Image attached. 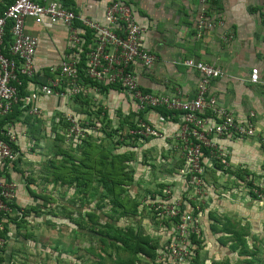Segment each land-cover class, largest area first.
<instances>
[{"label": "built area", "instance_id": "built-area-1", "mask_svg": "<svg viewBox=\"0 0 264 264\" xmlns=\"http://www.w3.org/2000/svg\"><path fill=\"white\" fill-rule=\"evenodd\" d=\"M5 1L0 0V120L17 105L27 115L41 116V97L75 99L89 91L101 94L100 85H119L133 103L137 114L161 106L178 113V129L168 137L173 143H168L166 149L176 156L180 154L175 160L181 161L182 166L176 167L174 173L167 174L157 183V186H164H158V190L153 193L149 192L145 205L154 211L157 218L169 219L171 223V226L165 225L168 238L163 244L166 247L158 251V257L164 261L162 263H188L195 252L190 234L200 236L202 225L199 221L206 212L208 172H220L218 165L223 168L230 166L228 152L220 140L226 137L244 138L256 133L253 113L245 120L238 119L220 106L216 97L209 92L212 80L226 75L225 70L194 58L175 60L174 63L198 71L200 80L195 97L184 99L178 95H157L142 88L132 69L136 62L150 67L158 57L143 47V29L136 21L131 4L123 0H109L105 7V22H100L66 7L64 0H15L11 4ZM217 1L200 0L203 9L197 25L201 30L224 25L223 19L211 18L208 14L211 5ZM28 19L36 24H62L68 29L67 52L58 65L50 68L54 76H44L36 65L35 56L40 39L27 31ZM7 31L12 35L8 45L5 44ZM87 32L91 33V42ZM234 37V31L229 30L224 33L223 40L230 42ZM84 47H88L85 54V76L96 83L89 84L90 87L80 75ZM22 76L28 78V92L25 95H21L20 89L24 84ZM36 77H39L38 81ZM250 81H261L259 68H252ZM61 119L66 125L60 126L58 131L64 135L68 146L84 144L90 134L93 135L98 129L90 119L75 112H63ZM135 120L136 127H127L126 131L139 137V141L164 136L144 117L137 115ZM20 133L16 128V120H9L0 127V217L13 212L10 204L17 197V185L4 169L10 171L14 162H18L22 156ZM121 140L124 138L121 137ZM13 144L18 145L19 149ZM120 146L124 150L129 149L126 145ZM161 160L164 161L163 156ZM139 162H142L140 155L136 168ZM145 167L151 169V160H148ZM259 176L249 173L245 178L253 185L248 186L249 190L261 197L264 195V176ZM256 179L262 181L257 183ZM167 205L173 206L169 209ZM6 227L10 230L3 236ZM14 227L7 216L0 221V249L12 240Z\"/></svg>", "mask_w": 264, "mask_h": 264}, {"label": "crops", "instance_id": "crops-1", "mask_svg": "<svg viewBox=\"0 0 264 264\" xmlns=\"http://www.w3.org/2000/svg\"><path fill=\"white\" fill-rule=\"evenodd\" d=\"M64 1L66 3V0ZM108 1L68 0L67 3L78 13L105 22V7ZM123 1L131 4L136 21L143 29V47L158 57L150 67H144L139 62H136L132 67L145 91L157 95H178L184 99L195 97L200 80L198 71L181 63H174L175 60L194 58L225 70L226 75L212 80L209 89L220 106L225 107L241 120L249 118L251 113L254 114L252 120L256 128L255 135L244 138L226 137L220 140L228 152L230 166L221 168L220 172L215 170L208 172L209 194L205 211L227 206L232 212L239 211L237 215H234L235 223L239 222V214L244 211L243 214L249 217L247 225L250 228H260V233H262L264 229V197L260 203H250L252 201L250 199L254 200L255 198L250 194L248 186L243 184L239 174L243 173V170H247L251 174L264 176V0H218L211 5L208 14L211 18L223 19L224 25H218L206 31L201 30L197 25L203 9L200 0ZM5 3L7 2L5 1ZM229 30L234 31L235 37L232 41L225 42L223 35ZM27 31L40 39L35 56V62L40 71L56 66L62 61L68 44V29L64 25L48 22L36 24L32 19H28ZM254 67L260 70L261 81L258 83L250 81L251 70ZM88 94L91 97L90 110L93 111V108L100 107L104 110L102 117L107 112L112 127L115 123L119 126L121 120L134 111L133 103L123 91L113 90L101 94L89 91ZM95 100H99L100 104L94 102ZM39 105L42 108L41 116H32L29 123L26 121L27 114L23 112L20 119L16 121V128L21 132L19 141L22 156L17 164L19 170L26 171L33 166L32 161L30 162L32 159H25L26 155L25 157L23 155V148L27 144H34L29 137L31 128H36L37 141L40 143L45 131L48 134L54 131V136L56 135L55 129L60 128L63 112L79 114V111H76L78 105L75 99L59 96L41 97ZM83 116L93 121V124L98 128L103 126L100 122L105 123V127H107V122L109 123L108 120L102 121V117L101 121H97L95 117H91L93 115L84 114ZM144 118L162 131L164 136L161 138L149 137L148 140L138 142L136 149L138 153L140 152L142 162L138 163L141 167L138 169L137 165L136 172L140 173V169L144 167L143 162L146 161L149 154L155 151L159 156L164 157L163 164L168 161L170 164L167 168H171L176 162V155L173 152H168L166 147L168 143H173V140L168 137L176 133L179 116H177V120L168 119L162 116L158 110L153 109L145 112ZM127 127L125 125L122 132L125 130L126 133ZM96 133L93 134V139H96ZM43 144L42 142L38 146L42 147ZM120 150L126 151L123 148ZM144 150L148 153L147 157H145ZM138 159L139 156L136 161ZM159 159V157L148 158L151 163L156 165ZM167 168L164 169V173L171 174ZM224 172H226L227 179L223 181L222 185L218 184V177ZM10 174L17 185L16 202L21 206L28 204L29 199L23 175L13 167L10 168ZM217 197H221L223 202ZM254 204H261L263 210L260 213L251 211L249 205ZM204 215L208 214L205 212ZM258 219L262 223L260 226ZM13 233L16 235L15 230ZM14 238L12 237V242Z\"/></svg>", "mask_w": 264, "mask_h": 264}, {"label": "trees", "instance_id": "trees-1", "mask_svg": "<svg viewBox=\"0 0 264 264\" xmlns=\"http://www.w3.org/2000/svg\"><path fill=\"white\" fill-rule=\"evenodd\" d=\"M14 1L15 0H6L7 4H11ZM67 2L68 0H66L65 5L66 7H69ZM87 34L88 40L91 42V33L87 32ZM11 40L12 35L9 31H7L5 44L8 45ZM87 51L88 47H84V51L81 53L82 62L80 64V75L84 78L86 83L96 85L95 82L87 79L85 76V54ZM42 74L46 77L54 76V74L51 73L50 68H47L44 71L42 70ZM22 79L24 84L20 88L21 95H25L28 92V78L26 76H22ZM36 80L38 81L39 77H36ZM100 87L101 93H109L113 90H117L119 92L123 91L119 85H100ZM75 101L78 105L76 111H79V114H88L89 116L93 115L91 116L93 118H99L102 116L104 110L100 107H97L96 111L90 110L91 97L88 92L78 95L75 98ZM156 110H158L165 118L177 120V112L169 110L164 106L157 107ZM22 114L23 109H21L20 105L15 106L10 114L0 120V127L4 126L9 120H19L20 115ZM137 115L143 118L144 112H139V114L134 111L130 112V114L121 120L120 125L114 129V131L107 133L108 136L112 138L115 133H117L118 136H121L122 129H124L123 127L125 125L129 128H135V117ZM26 117V121L30 123L32 115H26ZM102 118V121H109V123L107 122V127H110L111 123L107 112ZM65 125L66 123L61 120L60 126L64 127ZM31 129L29 137L31 141H33L34 145L38 146L40 143L37 141V130L36 128ZM104 129L106 130V127ZM55 134V140L59 141L61 145H58L59 147H57L58 149L56 150L54 158H49L47 160L48 162L46 161L45 177L41 180L47 183V187L41 191L36 190L33 187V184H36L39 179L33 173L29 174V170L27 172L25 170L17 169L19 161H15L13 169L20 172L26 178L24 183L26 184V193L29 203L21 206L16 201L11 202L10 205L13 212L7 213L6 215L3 214V216L0 217V221H2L4 216H7V218L15 226L16 237H24L25 239H28L32 236V232H30L27 228L30 223V217L37 213L43 205L45 207L49 206L50 212L54 210L49 204L54 202L55 197H52L53 195H50V193L47 192L48 185L52 184L57 187L72 188L74 189V193L81 195L82 198L92 197L93 202L96 201L98 194H100L102 198L108 199V201L102 203V198L97 199V205L85 208L86 211H84V213H80L82 214L81 221L83 223L80 228H86L85 230H90L89 232H91L89 234V240L91 243L87 250L92 255V258L96 260V263L163 264L162 262L164 261L158 257V251L159 248L166 247L163 243L165 242V239L168 238L167 234L164 236L158 234V232L154 234L152 232L147 233L140 223H120L122 218L134 220L139 217L142 210L140 207L145 206L144 202H141L140 198L137 199L130 194V187L133 186L135 180L136 182H140V179L137 181V175L135 177V168L132 169L129 167V163L131 161H136L140 154V152L138 153L136 149V147H138L139 137H136V135H130L126 131L125 135H122L124 140H121L119 137L120 139H117L116 146L111 149L100 145L96 139H93V135L90 134V136L86 139V143L81 144L78 147L69 145V147L66 148L63 147V143H65L64 135L57 129H55ZM45 135H47L46 131L44 132L43 137H45ZM128 139L129 141H127ZM145 140H148V138H145ZM120 145H126L129 149L121 151ZM13 146L16 149H19L18 145L13 144ZM145 152L146 150H144V153ZM147 154L148 153L146 152L145 157H147ZM147 160L148 158L145 162H143L144 167L145 164H147ZM151 165L155 167L154 164L151 163ZM178 166H182L181 161L174 162L171 168H167V171L174 173L175 168ZM217 168L221 169L223 167L218 165ZM4 170H6L8 176L11 175L7 168ZM247 174H249V172L247 170H243V173H240L239 177L241 178L243 184L253 186L251 182L246 180L245 175ZM158 186L162 188L164 185L159 184ZM250 194L254 198H259L258 195L254 194L252 191H250ZM68 216L72 219L71 214ZM208 216L209 230H211L214 234H221L218 237V240L221 241L223 245H229L232 250L238 251L240 256L254 254L250 250L247 233H244L246 229L244 230L241 227L240 229H237V224L234 221H231L230 219L217 218L211 211ZM153 217L156 223H159V229H165V225L166 227L171 226L169 219H161V221H157V216L154 215ZM9 230L10 228L6 227L5 231L2 233L3 236H5ZM190 237L192 245H194L193 248L195 249V252L193 258L188 263L182 264H226L223 261L208 263L206 260L201 258V250L205 247V241L207 240L203 236L202 231L200 236L196 233H191ZM8 245L0 249V264H10L14 259V251L10 252V254L7 252ZM10 256L11 258H9ZM227 264H230V262Z\"/></svg>", "mask_w": 264, "mask_h": 264}, {"label": "rangeland", "instance_id": "rangeland-1", "mask_svg": "<svg viewBox=\"0 0 264 264\" xmlns=\"http://www.w3.org/2000/svg\"><path fill=\"white\" fill-rule=\"evenodd\" d=\"M99 100H95L94 102L100 104ZM97 104V106H98ZM97 110V107L94 108ZM83 115V114H82ZM124 115V114H123ZM118 116V114H117ZM101 117L96 118L97 121H101ZM105 122V120H104ZM101 123V128L97 129L96 140L100 145L104 147H108L113 149L116 146L117 139H120L122 135H125V130H123L122 135L118 136L117 133L113 134L114 137L108 136L107 133L114 131L117 128L118 124L112 127L110 126L106 130L105 123ZM114 124V123H113ZM120 137V138H119ZM40 143H44L42 147L37 145H29L23 148V155L25 159H32L30 162L33 166L29 168V174H34L39 180L36 184H33V187L41 191L45 187H47V183L42 181L41 179L45 177L46 172V161L49 158H54L56 155V150L61 145V143L55 140V137L52 132L50 134L47 133L45 137H42ZM36 147V148H35ZM63 147L68 148L67 144L63 143ZM29 154V157H27ZM153 155V156H151ZM156 155V156H154ZM172 155V153H171ZM141 156V155H140ZM178 153L176 157H179ZM159 157L158 164L151 165V169H146L142 167L140 171H143V174H139L137 171L135 177L137 175V181L140 179V182H136L133 186L130 187V194L137 199H141V202H144L147 198L148 192L153 193L158 190L157 183L164 179V176L167 173H164V169L168 167L170 164L168 161L163 164L164 161L161 160V156L158 155L157 151L149 154L148 158ZM48 162V161H47ZM130 168H136V162L129 163ZM141 167V166H140ZM138 165V169L140 168ZM27 168V167H26ZM32 168V170H31ZM137 169V170H138ZM28 172V170H26ZM211 171V170H210ZM163 173V174H161ZM166 174V175H164ZM226 172L220 174L218 177V184H223L224 180L227 179L225 175ZM259 176L260 174H255ZM262 176V175H261ZM260 177V176H259ZM23 179L26 181V178L23 176ZM258 179V178H257ZM257 183L262 181V179L257 180ZM226 184V183H225ZM245 185H243L244 187ZM246 187V186H245ZM245 189V188H244ZM249 189V188H248ZM247 189V191H248ZM221 190H223L221 188ZM250 191V190H249ZM48 193L55 197L54 202H51L49 205L53 207V211H49V206L45 207L44 205L30 217V223L28 225V230L32 232V236L28 239L24 237H16L13 233L14 241L9 242L8 252L10 254L11 251H14V259L10 264H97L96 260L92 258V255L87 250L90 245V230L81 229L80 226L83 225L81 219L82 214L86 211L85 208L94 207L97 205V199L102 198L100 194H98L96 201H92V197L82 198L81 195L74 193V189L67 187H57L52 184L48 185ZM247 193V192H246ZM178 196V195H177ZM227 196V195H226ZM243 197V195H242ZM241 197V198H242ZM262 198L264 197L261 196ZM257 198L258 200H252V202L262 201V198ZM221 197H217L220 199ZM240 198V199H241ZM103 199V200H102ZM101 201L107 202L108 199L102 198ZM261 199V200H259ZM32 200V199H30ZM221 200V199H220ZM222 201V200H221ZM34 202V200H33ZM93 202V203H91ZM223 202V201H222ZM41 203V202H40ZM249 203V204H250ZM147 204V203H146ZM221 204V202H220ZM169 209L172 208L173 205H167ZM141 215L137 218L126 219L122 218L121 224H129V223H140L146 232H152L164 235L166 234L165 229H159V223H156L154 219L155 213L150 209L147 205L144 207H140ZM225 208L226 210H224ZM249 208L253 212L260 213L263 210V206L261 204L249 205ZM110 209V208H109ZM176 210V209H175ZM249 210V209H248ZM212 212L214 216L220 219H230L234 221V215H237L239 211L232 212L227 206L218 209H212L206 211L207 214ZM171 212V211H170ZM249 212V211H247ZM245 212V213H247ZM109 213V212H108ZM244 213V211H243ZM243 213H240V220L237 224V229H247L244 233H247L248 243L250 246V250L254 253L253 255L240 256L238 251L232 250L229 245H223L221 241L218 240V237L221 234H214L211 230H209V216L202 215L200 217L199 223L201 226V231L203 232V236L207 239L205 241L206 245L201 250V258L206 260L208 263H217L220 261L225 262L226 264L230 262V264H264V229L263 232L260 233V228H250L247 225L249 221ZM69 214H71L72 219L69 218ZM56 215V216H55ZM246 217V218H245ZM156 220H160V218H156ZM259 220V219H258ZM81 221V222H80ZM129 221V222H128ZM137 221V223H136ZM161 221V220H160ZM224 222V221H223ZM260 220L258 221V225L260 226ZM87 226V225H86ZM78 229V230H77ZM16 253V254H15ZM11 258V256L9 257ZM95 260V261H94ZM165 264V263H164Z\"/></svg>", "mask_w": 264, "mask_h": 264}]
</instances>
